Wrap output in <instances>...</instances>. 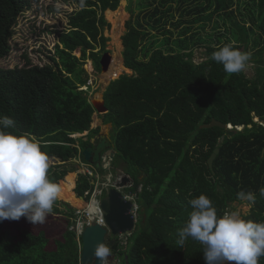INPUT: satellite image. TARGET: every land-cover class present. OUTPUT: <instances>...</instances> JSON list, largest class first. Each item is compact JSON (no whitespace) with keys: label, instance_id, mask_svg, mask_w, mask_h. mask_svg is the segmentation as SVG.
<instances>
[{"label":"trees","instance_id":"trees-1","mask_svg":"<svg viewBox=\"0 0 264 264\" xmlns=\"http://www.w3.org/2000/svg\"><path fill=\"white\" fill-rule=\"evenodd\" d=\"M121 1L78 0L50 64L33 66L27 60L23 67H0V117L14 121L6 131L31 133L40 141L53 162L48 178L60 182L58 198L76 209L86 203L78 197L87 192L91 196L95 186L88 175H80L76 196L75 165L79 159L84 162L83 151L100 133L99 128L91 129L96 110L88 96L91 86L84 64L91 60L101 71L109 42L105 32L111 29L105 14L117 11ZM189 1L201 0H163L161 6L178 2L185 8ZM204 1L206 7L185 9L186 13L196 22L208 20L202 16L208 10L223 13L231 23L232 39L222 47L231 44L251 53L249 64L255 67V76L250 79L245 71L227 73L211 59L221 47L208 46L206 60L196 64L194 48L184 37L191 29L174 42L176 47L154 49L144 44L148 33L139 21L126 23L122 57L132 75L111 82L104 94L109 112L100 116L105 125L113 126L112 164L114 168L126 164L125 174L134 183L127 191L135 196L141 213L140 224L126 244L115 239L108 246V257H119L121 264H206L199 242L188 238L182 246L177 243L192 211L189 200L201 194L223 215L233 203L241 202L239 192H252L255 203L248 220L264 222V196L260 195L264 188V0H246L243 25L232 10L235 0ZM34 2L0 0V59L10 56L18 20ZM145 6L138 2L137 8ZM172 9L162 12L157 7L147 13V27H165ZM129 11L133 17L134 10ZM213 120L233 129L202 128ZM240 127L243 130L237 131ZM85 133L86 138H74ZM217 148L220 154L211 170L208 160ZM50 214L68 220L62 239L54 240V249L49 248L51 240L45 232L18 228L15 234L0 222V264H81V238L73 230L76 210L57 199ZM259 264H264V257Z\"/></svg>","mask_w":264,"mask_h":264},{"label":"rangeland","instance_id":"rangeland-1","mask_svg":"<svg viewBox=\"0 0 264 264\" xmlns=\"http://www.w3.org/2000/svg\"><path fill=\"white\" fill-rule=\"evenodd\" d=\"M78 0H35L32 9L27 11L24 15L20 16L18 20V24L15 28V33L10 40V50L12 51L9 57H4L0 59V67L13 68L15 66L23 67L27 60L31 62L33 66H44L50 64L51 57L55 55V48L58 44V37L61 32H64L69 28V16L72 12L77 9ZM138 2H142L148 6L143 7L142 9H138ZM163 0H133L131 4L129 1L122 0L120 3V7L118 8L119 18L123 19V31L120 36V41L122 44V37L126 34V23L133 19V23L140 22L144 26V29L148 33V37L145 39L144 44L148 47L153 46L154 49H167L169 47H176L174 44L175 41L179 39L188 38L190 39V45L194 48V62L196 64H200L207 58V47H222V45L226 42L227 39H232L230 35L229 28H231V23L227 21V18L223 13H214V9L208 10L203 13L202 16L209 18L204 21H194L196 17L190 16L186 13L185 9H192L195 7L203 6L206 7V1L201 0L195 4L189 1V4H186L185 8H181L178 2H173L165 7L161 6ZM235 5L232 7V10L236 12V17L240 21L241 25H243L241 18L247 8L246 0H235ZM169 6H172V11L167 14V25L163 28L158 27L157 29L148 28L145 20V16L147 13L151 12L155 8H160L163 12ZM130 8L134 10V14L130 13ZM107 13V12H106ZM123 15V17H122ZM121 16V17H120ZM105 17L109 24H111V29L105 32V36L109 39L107 44L106 53L111 54L112 62L113 59L120 54L122 61V52L124 50L122 44V50L117 46H114L111 39L112 34V23L108 20L107 14ZM148 20V19H147ZM247 26H249L247 24ZM185 29H191L184 37H181V34L185 31ZM169 31L171 33H165ZM166 40H169L168 42ZM165 42V43H163ZM167 42V43H166ZM231 42L234 41L231 40ZM163 45V47H161ZM254 50V49H253ZM252 50V51H253ZM257 50V49H256ZM255 51V50H254ZM253 51V52H254ZM105 52L102 54V57L106 54ZM77 57L81 56L80 51H76L74 53ZM102 60V59H101ZM124 66V63H122ZM112 65V63H111ZM111 68V66H110ZM255 67L252 64H248L245 74L248 78H253L255 76ZM84 69L86 70L89 76V86L91 89L88 91V96L90 101L99 100L100 98H104V94L108 88L106 84L103 83L102 78L107 73H103L101 71H96L95 65L91 60H86L84 64ZM126 69V68H125ZM110 70V69H109ZM128 70V69H127ZM122 75H132V72H122L118 75L117 78L112 80H117ZM110 80V81H112ZM109 82V81H108ZM83 90H88L84 88ZM97 115L95 118L93 117V123L91 125V129H100L105 135L111 139L113 133V126L111 124L105 125L102 121V118ZM95 119V120H94ZM257 122L258 120H254ZM103 125V126H102ZM233 129V127H232ZM231 128L229 130H232ZM237 131H242L243 128L240 127L236 129ZM88 133L82 135H76V139L86 138ZM75 138V137H74ZM115 151V150H114ZM102 163V169L99 173L100 180L97 182L96 188H108V192L112 190L114 187V183L122 179L125 174L126 164L120 162V166L114 168V165L111 161ZM53 162L50 160L49 165H52ZM74 164V163H73ZM75 165V164H74ZM77 172H74L73 175L76 177L75 182L77 187L78 179L80 175H88L91 179V183H96L94 181L95 177L87 174V167H83L80 162H76L75 165ZM73 167V166H72ZM79 167L82 170L79 171ZM95 175V174H94ZM128 176V175H126ZM142 178V177H140ZM65 180V179H64ZM62 182V181H61ZM60 184V182H59ZM58 184V186H59ZM75 190V189H74ZM130 192V191H128ZM125 193V190H124ZM109 194V193H108ZM104 195V194H103ZM90 198V201H87V198ZM84 196L86 198L87 203H91V200H94L93 196ZM107 196V194H106ZM60 202L64 204H68L71 208L76 210V214L80 211L83 215L81 220L85 219L86 213L82 210H78L71 206V204L64 202L57 198ZM64 206V205H63ZM63 206L60 207L61 210H67ZM254 203H249L247 201L235 202L229 207V212L237 211L240 213L241 217L245 220H248V217L251 215L252 208ZM78 216V215H77ZM141 216L138 215V218ZM79 216L74 224L76 227ZM68 220L61 215H53L49 214L43 224H32L29 222L26 217H21L18 221L16 220H4L3 227L10 229L13 233L18 234V228L29 229L34 233L45 232L48 238L51 240L50 249H54V240L62 239L64 232L68 228ZM127 236V235H125ZM109 237V236H108ZM110 237L108 238V240ZM119 241H125L126 237L118 236L115 238ZM107 264H121V259L119 257L111 256L107 257ZM227 264V262H226Z\"/></svg>","mask_w":264,"mask_h":264},{"label":"clouds","instance_id":"clouds-1","mask_svg":"<svg viewBox=\"0 0 264 264\" xmlns=\"http://www.w3.org/2000/svg\"><path fill=\"white\" fill-rule=\"evenodd\" d=\"M211 59L222 64L227 73H241L246 70L251 53L226 44L214 51ZM13 124L10 117H0V222L18 221L23 216L34 225L43 224L53 211L60 188L48 178L49 156L42 150L40 141L31 133L6 131ZM131 187L120 190L124 200L133 203L130 214L135 221L134 230L122 235L126 237L124 244L137 230L141 218L135 196L127 191ZM108 193L105 191L99 203L96 202L101 211V201ZM260 195L264 196V188L260 189ZM237 196L241 201L255 203L252 192L241 191ZM78 198L86 202L85 197ZM189 204L192 211L178 232V245H184L188 238L199 242L205 249L206 264H259V259L264 257V222L245 220L237 211L218 215L212 200L204 194L190 199ZM80 247L82 251V242ZM109 255L110 249L105 245L95 251L101 264H107Z\"/></svg>","mask_w":264,"mask_h":264},{"label":"water","instance_id":"water-1","mask_svg":"<svg viewBox=\"0 0 264 264\" xmlns=\"http://www.w3.org/2000/svg\"><path fill=\"white\" fill-rule=\"evenodd\" d=\"M112 63V56L106 53L101 60V69L103 73H107ZM124 63V61H123ZM125 67V66H124ZM130 71V70H129ZM114 81V80H112ZM112 81H109L106 85L109 86ZM92 106L96 110V115H105L109 112L106 107L104 98L91 101ZM221 128L223 130H229L230 126L221 122L213 120L210 124L202 126L203 129ZM220 154V149H215L214 153L208 160V165L211 170L214 169V162ZM84 161L90 166H95L98 170L102 169V163L104 159L114 161L116 152L112 142L101 132L99 139L94 138L90 142V146L85 148L82 153ZM82 170L79 167V171ZM115 182L114 188L107 194V196L101 201V209L104 212L103 219L106 227L96 223L86 226L84 232L81 235L82 251H81V264H101L98 257L95 256V251L100 245H114L115 238L125 235L128 232H132L135 227V221L130 214L133 208L131 201H126L123 198L120 190L126 189L132 186L133 180L129 176H122ZM107 236H111L113 240L107 243Z\"/></svg>","mask_w":264,"mask_h":264},{"label":"bare ground","instance_id":"bare-ground-1","mask_svg":"<svg viewBox=\"0 0 264 264\" xmlns=\"http://www.w3.org/2000/svg\"><path fill=\"white\" fill-rule=\"evenodd\" d=\"M107 16H108V20L110 21V23H112V34H111V39H112V44L114 46H117L118 48H120L122 50V44L120 41V36L122 34V29H123V19L119 18V13L118 11L112 12V11H107ZM121 17V16H120ZM123 17V15H122ZM124 18V17H123ZM118 55L113 59L111 68L109 70V72L103 76L102 81L104 84H107L108 81L115 79L118 77V75L120 73H122L123 71L125 72H130L129 70L125 69V67L123 66V61L122 58L120 56L119 53H117ZM232 129V127H230ZM78 210H87L89 213L91 214H97L99 213V208L96 204V202H92V203H85L84 207L82 209H78Z\"/></svg>","mask_w":264,"mask_h":264},{"label":"built area","instance_id":"built-area-1","mask_svg":"<svg viewBox=\"0 0 264 264\" xmlns=\"http://www.w3.org/2000/svg\"><path fill=\"white\" fill-rule=\"evenodd\" d=\"M86 134V133H85ZM75 138L77 137L76 135L74 136ZM108 159H104V161L105 162H108L107 161ZM110 161V160H109ZM78 162H80L81 163V165L83 166V167H87L88 168V170H87V174H89L90 176H94L95 177V179H94V181L96 182V183H94L93 185L95 186V190H94V192L92 193V195L91 196H93L94 195V200L92 199L91 200V203L92 202H97V203H99V199L103 196V192H105V191H108V188H96L97 187V182L100 180V175H99V172L98 171H96V169H95V166H90L89 164H86V163H84V162H82L80 159L78 160ZM104 163V162H103ZM95 174V175H94ZM115 184V183H114ZM114 186V185H113ZM88 195H90V193H86L85 194V196H88ZM84 211V210H83ZM84 212H86V211H84ZM87 213V212H86ZM78 216H79V219H78V222H77V225H76V227L75 228H73V230L74 231H76V233L78 234V237H80L81 238V235H82V233L84 232V229L86 228V226H88V225H91V224H96V223H98V224H100V225H102V226H106V224H105V221H104V219H103V212L101 211V210H99V213L98 214H91V213H87L86 215L87 216H85V219L84 220H81V217L83 216L82 214H81V212L79 211L78 212V214H77Z\"/></svg>","mask_w":264,"mask_h":264},{"label":"flooded vegetation","instance_id":"flooded-vegetation-1","mask_svg":"<svg viewBox=\"0 0 264 264\" xmlns=\"http://www.w3.org/2000/svg\"><path fill=\"white\" fill-rule=\"evenodd\" d=\"M100 134H101V132L99 133V135H100ZM99 135L94 136L93 138H91V139H90V142H91V140L94 139V138L99 139ZM109 140L111 141V139H109ZM115 152H116V151H115ZM95 169L98 170L97 168H95ZM123 176H124V175H123ZM103 193H104V192H103ZM108 238H109V237L107 236V242H110V241L112 240V237L110 236V239H109V240H108ZM115 257H116V256H115Z\"/></svg>","mask_w":264,"mask_h":264},{"label":"crops","instance_id":"crops-1","mask_svg":"<svg viewBox=\"0 0 264 264\" xmlns=\"http://www.w3.org/2000/svg\"><path fill=\"white\" fill-rule=\"evenodd\" d=\"M96 115V114H95ZM95 115H94V118H95ZM95 120V119H94ZM103 126V125H102ZM106 137L108 138V139H110L109 137H108V135H106ZM84 163H85V161H84ZM87 164V163H86ZM96 171H98L99 173L101 172V170H96ZM75 190H76V188H75ZM75 190H74V192H75ZM75 194H76V192H75ZM77 195V194H76Z\"/></svg>","mask_w":264,"mask_h":264}]
</instances>
